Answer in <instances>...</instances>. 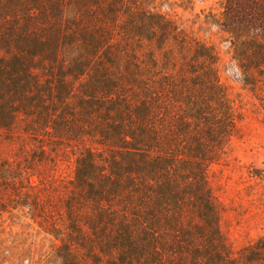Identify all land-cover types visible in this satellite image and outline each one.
<instances>
[{
    "label": "trees",
    "instance_id": "16d2710c",
    "mask_svg": "<svg viewBox=\"0 0 264 264\" xmlns=\"http://www.w3.org/2000/svg\"><path fill=\"white\" fill-rule=\"evenodd\" d=\"M193 3L0 0V130L18 145L4 165L58 264H264V235L234 253L221 230L208 170L237 114L216 47L172 13ZM208 24L263 107L264 0H223ZM62 161L69 180L39 179L46 211L32 177Z\"/></svg>",
    "mask_w": 264,
    "mask_h": 264
},
{
    "label": "rangeland",
    "instance_id": "374dc122",
    "mask_svg": "<svg viewBox=\"0 0 264 264\" xmlns=\"http://www.w3.org/2000/svg\"><path fill=\"white\" fill-rule=\"evenodd\" d=\"M222 1L194 0L192 6L177 7L172 13L188 32L216 47L221 80L237 114V132L222 159L208 170L210 187L221 206V230L237 253L264 235V106L244 85L227 34L208 24V11H220ZM161 7L169 9L166 3ZM8 137L0 130V264H58L54 256L58 239L32 218L33 208L23 204L28 203V197L19 194L28 185L26 179L19 181L24 172L16 165H4L17 158L18 145ZM73 169L72 162L62 161L54 171L36 172L32 181L40 185L30 197L36 195L48 211L44 201L49 187L45 184L50 178L46 179L50 174L63 183L73 176Z\"/></svg>",
    "mask_w": 264,
    "mask_h": 264
}]
</instances>
